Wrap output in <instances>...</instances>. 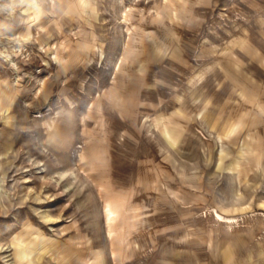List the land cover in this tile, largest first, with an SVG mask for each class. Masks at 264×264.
<instances>
[{
    "label": "rangeland",
    "instance_id": "374dc122",
    "mask_svg": "<svg viewBox=\"0 0 264 264\" xmlns=\"http://www.w3.org/2000/svg\"><path fill=\"white\" fill-rule=\"evenodd\" d=\"M0 264H264V0H0Z\"/></svg>",
    "mask_w": 264,
    "mask_h": 264
},
{
    "label": "bare ground",
    "instance_id": "6f19581e",
    "mask_svg": "<svg viewBox=\"0 0 264 264\" xmlns=\"http://www.w3.org/2000/svg\"><path fill=\"white\" fill-rule=\"evenodd\" d=\"M56 186H57V185H56ZM44 219H45V220H48L49 222L54 220L50 215H49V217H48V216L44 217Z\"/></svg>",
    "mask_w": 264,
    "mask_h": 264
}]
</instances>
